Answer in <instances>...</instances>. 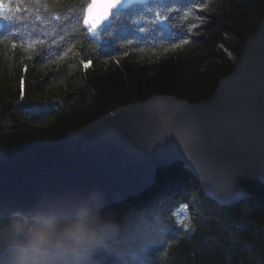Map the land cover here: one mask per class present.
<instances>
[{
  "label": "trees",
  "instance_id": "1",
  "mask_svg": "<svg viewBox=\"0 0 264 264\" xmlns=\"http://www.w3.org/2000/svg\"><path fill=\"white\" fill-rule=\"evenodd\" d=\"M89 2L5 0L3 153L59 139L153 95L209 98L232 70L228 55H239L264 14V0H151L91 33L82 27ZM161 19L168 30L158 27ZM109 211L117 218L135 211L151 230L140 264H264V198L218 207L181 165L159 171L153 188Z\"/></svg>",
  "mask_w": 264,
  "mask_h": 264
},
{
  "label": "water",
  "instance_id": "2",
  "mask_svg": "<svg viewBox=\"0 0 264 264\" xmlns=\"http://www.w3.org/2000/svg\"><path fill=\"white\" fill-rule=\"evenodd\" d=\"M148 1L118 0L113 9L111 0H91L84 27L94 21L97 31L114 12ZM174 165L218 207L264 198V15L209 98L155 95L59 139L0 151V211L91 187L117 205L153 188L157 173Z\"/></svg>",
  "mask_w": 264,
  "mask_h": 264
},
{
  "label": "clouds",
  "instance_id": "3",
  "mask_svg": "<svg viewBox=\"0 0 264 264\" xmlns=\"http://www.w3.org/2000/svg\"><path fill=\"white\" fill-rule=\"evenodd\" d=\"M112 202L91 187L0 211V264H140L151 230L135 211L115 217Z\"/></svg>",
  "mask_w": 264,
  "mask_h": 264
},
{
  "label": "snow or ice",
  "instance_id": "4",
  "mask_svg": "<svg viewBox=\"0 0 264 264\" xmlns=\"http://www.w3.org/2000/svg\"><path fill=\"white\" fill-rule=\"evenodd\" d=\"M5 0H0V9H3V8H5ZM8 6L10 7L11 5H10V3L8 4ZM118 6V0H111V3L108 5V7H110V8H116ZM21 9H20V7H19V5H17V7H16V11L17 12H19ZM0 18H2V19H4V20H8L9 18L7 17V16H3V17H0ZM86 23H87V18H86ZM88 27H89V30L90 31H93V33H95V30H96V23L93 21L92 23H90L89 25H88ZM185 43L187 42L186 40L184 41ZM12 47L13 48H16L17 47V44L14 42L13 44H12ZM90 65H91V61H89V62H87V63H85L83 66H84V68H88V67H90ZM21 85H23V81H21ZM24 94V88L23 87H21V95H23Z\"/></svg>",
  "mask_w": 264,
  "mask_h": 264
},
{
  "label": "rangeland",
  "instance_id": "5",
  "mask_svg": "<svg viewBox=\"0 0 264 264\" xmlns=\"http://www.w3.org/2000/svg\"><path fill=\"white\" fill-rule=\"evenodd\" d=\"M149 1H151V0H149ZM148 1V2H149ZM137 5H144V4H134V5H132V6H137ZM132 6H130V7H132ZM130 7H128V8H130ZM87 9V8H86ZM86 9H85V11H86ZM127 9V8H126ZM123 10H125V9H123ZM120 11H122V10H120ZM120 11H116V12H114L113 14H112V18H111V22H110V24L112 23V21H113V15L115 14V13H117V12H120ZM264 15V14H263ZM84 16H85V12H84ZM263 18V17H262ZM109 24V25H110ZM108 25H104V26H102L99 30H97V31H100L101 29H103V28H105V27H107ZM82 27L85 29V30H88V31H90L89 30V28H85L84 27V21H83V23H82ZM97 31H95V32H97ZM91 33H93V31H90ZM244 42H245V40H244ZM243 46V45H242ZM239 55H240V53H239ZM239 55L238 56H232L231 54H229L228 56H229V59L234 63L237 59H238V57H239ZM218 84V83H217ZM212 95V94H211ZM153 96H155V95H153ZM172 96V95H171ZM150 97H152V96H150ZM150 97H148V98H150ZM148 98H146V99H148ZM145 100V99H144ZM185 100V99H184ZM143 101V100H142ZM135 102H139V101H135ZM132 103H134V102H131V103H128V104H132ZM128 104H124V105H122V106H125V105H128ZM122 106H119V107H122ZM119 107H117V108H119ZM117 108H115V109H117ZM114 109V110H115ZM114 110H112V111H114ZM112 111H109V112H112ZM109 112H107V113H109ZM107 113H105V114H107ZM104 114V115H105ZM103 116V115H102ZM101 117V116H100ZM234 207V206H233Z\"/></svg>",
  "mask_w": 264,
  "mask_h": 264
},
{
  "label": "bare ground",
  "instance_id": "6",
  "mask_svg": "<svg viewBox=\"0 0 264 264\" xmlns=\"http://www.w3.org/2000/svg\"><path fill=\"white\" fill-rule=\"evenodd\" d=\"M90 2H91V0H90ZM90 2H89V4H88V6L90 5ZM87 6V7H88ZM86 7V8H87ZM133 7V6H132ZM157 24H158V27L159 28H162V29H164V30H168L169 28H170V25H169V23H167V19H161V20H159L158 22H157ZM242 48V47H241ZM241 50V49H240ZM232 67H233V62H232Z\"/></svg>",
  "mask_w": 264,
  "mask_h": 264
}]
</instances>
